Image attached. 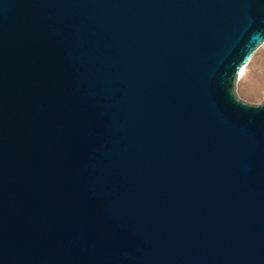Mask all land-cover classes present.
<instances>
[{"label":"water","instance_id":"95a60500","mask_svg":"<svg viewBox=\"0 0 264 264\" xmlns=\"http://www.w3.org/2000/svg\"><path fill=\"white\" fill-rule=\"evenodd\" d=\"M263 43L264 0H0V264H264Z\"/></svg>","mask_w":264,"mask_h":264},{"label":"rangeland","instance_id":"374dc122","mask_svg":"<svg viewBox=\"0 0 264 264\" xmlns=\"http://www.w3.org/2000/svg\"><path fill=\"white\" fill-rule=\"evenodd\" d=\"M236 96L250 104L264 99V43L257 48L234 86Z\"/></svg>","mask_w":264,"mask_h":264},{"label":"bare ground","instance_id":"6f19581e","mask_svg":"<svg viewBox=\"0 0 264 264\" xmlns=\"http://www.w3.org/2000/svg\"><path fill=\"white\" fill-rule=\"evenodd\" d=\"M242 71L240 72L239 76L241 75Z\"/></svg>","mask_w":264,"mask_h":264}]
</instances>
